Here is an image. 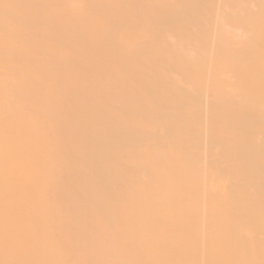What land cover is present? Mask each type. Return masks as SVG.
Listing matches in <instances>:
<instances>
[{
    "label": "bare ground",
    "instance_id": "1",
    "mask_svg": "<svg viewBox=\"0 0 264 264\" xmlns=\"http://www.w3.org/2000/svg\"><path fill=\"white\" fill-rule=\"evenodd\" d=\"M0 264H264V0H0Z\"/></svg>",
    "mask_w": 264,
    "mask_h": 264
}]
</instances>
